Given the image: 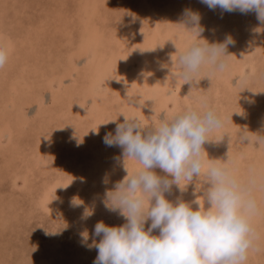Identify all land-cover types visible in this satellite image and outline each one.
Returning <instances> with one entry per match:
<instances>
[{"label": "rangeland", "instance_id": "obj_1", "mask_svg": "<svg viewBox=\"0 0 264 264\" xmlns=\"http://www.w3.org/2000/svg\"><path fill=\"white\" fill-rule=\"evenodd\" d=\"M186 9L201 17L199 43L232 38L229 70L179 79L177 57L196 40L178 26ZM0 47L8 53L0 68V264H93L95 224L126 222L106 208L105 193L125 167H141L131 159L124 167L122 150L103 142L125 119L151 129L206 104L223 127L202 146L205 161L241 177L249 166L263 174L264 145L237 140L244 131L264 136V22L255 12L198 0H0ZM207 187L202 175L165 198L207 209ZM252 195L258 251L245 264H264V188Z\"/></svg>", "mask_w": 264, "mask_h": 264}, {"label": "clouds", "instance_id": "obj_2", "mask_svg": "<svg viewBox=\"0 0 264 264\" xmlns=\"http://www.w3.org/2000/svg\"><path fill=\"white\" fill-rule=\"evenodd\" d=\"M200 2L210 10L255 12L264 22V0ZM183 15L186 19L178 26L196 40L177 57L179 79L188 83L202 70L209 74L229 70L226 50L234 43L232 38L201 44L197 36L204 28L199 13L186 9ZM186 25L192 26L190 30ZM7 60V51L0 47V68ZM136 98L129 96L127 103L132 105ZM222 127L220 115L202 104L200 109L190 107L161 120L151 129L132 118L117 124L115 134H105L106 146L122 150L124 167L127 159L141 167L132 174L125 167L127 175L114 190L105 193L106 208L118 211L126 222L120 226H108L103 221L95 224L92 236L100 239L92 245L97 250L93 264H245L249 251H258L251 218L259 208L252 193L257 186L264 188V176L249 166L247 175L241 177L227 163L205 161L202 156V146L211 141L209 134ZM238 133L241 144L250 143L254 136L257 144L264 145V136ZM157 168L167 175H157L153 171ZM202 175L208 184L204 192L207 209L193 210L190 203L178 200L174 204L165 198L173 185L180 187L181 181L189 184ZM154 230L158 234H153Z\"/></svg>", "mask_w": 264, "mask_h": 264}, {"label": "bare ground", "instance_id": "obj_3", "mask_svg": "<svg viewBox=\"0 0 264 264\" xmlns=\"http://www.w3.org/2000/svg\"><path fill=\"white\" fill-rule=\"evenodd\" d=\"M198 1H200V0H198ZM240 17H241V16H240ZM235 18H236V17H235ZM111 47H112V46H111ZM246 50H247V49H246ZM245 52H246V51H245ZM261 64H262V63H261ZM251 71H252V70H251ZM262 162H263V164H262V173H263V174H261V173H260V174H261L262 176H264V160H263ZM260 164H261V163H260ZM259 170H260V169H259ZM261 175H260V176H261ZM188 188H189V187H188ZM202 189H203V188H202ZM197 205H198V204H195V207L192 206V208L199 210L200 207L197 206ZM204 206H205V205H204ZM202 207H203V206H202ZM203 209H204V208H203ZM259 213H260V212H259ZM252 218H253V217H252ZM252 218H251V219H252Z\"/></svg>", "mask_w": 264, "mask_h": 264}]
</instances>
